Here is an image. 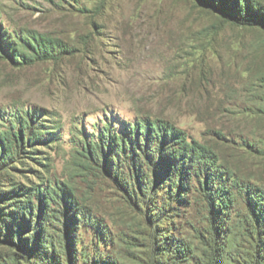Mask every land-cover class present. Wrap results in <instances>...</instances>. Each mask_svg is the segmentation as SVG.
<instances>
[{"label":"rangeland","instance_id":"obj_1","mask_svg":"<svg viewBox=\"0 0 264 264\" xmlns=\"http://www.w3.org/2000/svg\"><path fill=\"white\" fill-rule=\"evenodd\" d=\"M0 264H264V30L0 0Z\"/></svg>","mask_w":264,"mask_h":264},{"label":"trees","instance_id":"obj_2","mask_svg":"<svg viewBox=\"0 0 264 264\" xmlns=\"http://www.w3.org/2000/svg\"><path fill=\"white\" fill-rule=\"evenodd\" d=\"M209 2L214 10L221 13L233 25L248 27L256 24L264 30V8L259 3L250 0H233L232 3H226L224 0H209Z\"/></svg>","mask_w":264,"mask_h":264}]
</instances>
